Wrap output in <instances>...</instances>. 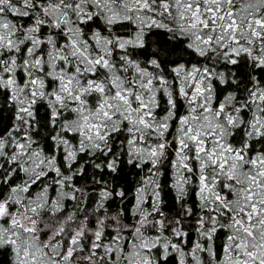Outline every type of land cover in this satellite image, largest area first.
I'll return each instance as SVG.
<instances>
[{
    "label": "snow or ice",
    "instance_id": "snow-or-ice-1",
    "mask_svg": "<svg viewBox=\"0 0 264 264\" xmlns=\"http://www.w3.org/2000/svg\"><path fill=\"white\" fill-rule=\"evenodd\" d=\"M9 14L32 23H13ZM101 20L108 35L86 31ZM123 25L134 26L135 34L125 39L112 31ZM157 33L167 37L158 41L160 47L179 52L177 59L165 62L158 51L151 53L155 58L134 59L129 49L150 47L148 38ZM184 53L198 57L197 64L179 63ZM249 60L253 69L264 71V0H0V124L5 108L14 120L0 135V188H9L0 199V254L10 255V264H158L154 250L166 260L169 248L179 253L180 264L186 255L202 264L197 253L215 258L210 244L197 241L184 253L163 236L171 223H181L169 222L161 210L158 168L174 145L168 186L176 202L184 207L195 176L205 213L197 219L198 235L211 242L218 231L226 234L216 264H264V148L256 150L264 142V87L242 67ZM242 72L252 84L244 102L229 93L213 106V82L231 85V77ZM40 102L47 104L44 116ZM180 107L183 115H178ZM40 121L51 128L50 138L63 151L69 171L87 174L84 166L73 169L78 154L98 170L90 177L101 186L91 213L95 228L89 226L82 207L86 201L78 197L81 189L72 176L56 166L54 156L33 148L29 133ZM234 135L240 136L236 144ZM121 156L141 170L151 165L136 190L131 225L122 223V212L108 213L105 202L113 193L96 178L105 169L118 174ZM17 171L27 179L9 186ZM49 172L56 176L42 183L39 193L20 195ZM146 192L150 210L143 207ZM116 195L123 200L125 193ZM65 200L75 201V212L67 216ZM185 213L191 215V209ZM148 230L155 235H146ZM171 235L182 239L187 234L176 227Z\"/></svg>",
    "mask_w": 264,
    "mask_h": 264
},
{
    "label": "trees",
    "instance_id": "trees-1",
    "mask_svg": "<svg viewBox=\"0 0 264 264\" xmlns=\"http://www.w3.org/2000/svg\"><path fill=\"white\" fill-rule=\"evenodd\" d=\"M98 23V21H97ZM131 25H123L121 30L123 32L127 31L128 28ZM47 29H43L42 31V36L47 34ZM152 43L150 47L146 46V52L152 53L153 51H158L160 53L159 58L161 60H164L165 62L169 60H175L178 55H180L179 52H172L171 54L168 52L167 48H161L160 44L158 41H161L162 39H167V37H162L159 33L153 34L149 36L148 38ZM139 54H143V49H138ZM141 55V56H142ZM184 58V57H183ZM186 58V57H185ZM242 67L244 68L245 72L251 73L252 74V62L243 64ZM232 71L235 72L236 69L233 67ZM251 77H247L243 72L240 74H237L234 77H231L232 80H237L240 85L238 89L235 86V83L231 85L227 84H220L218 81L213 82V96L215 98L214 105L218 102H223L224 97L227 96L229 93L234 95L236 97V100L239 101L240 103L244 102V98L248 96V92L245 89H251L252 85L249 86L247 84L248 80ZM2 103V101H1ZM3 107V104H2ZM40 116H44L42 109H39ZM9 110L7 108L4 109L3 112V123L0 124V127H4L5 124L9 121V126L12 128V124L14 123L13 120V114H11V118L9 115ZM251 114L249 113V116ZM10 118V120H9ZM43 121L37 122V125L41 128V132L38 134L39 140H45L46 135L48 133V128L46 126H42ZM240 139L239 135H234L231 138V142L233 144H236L237 141ZM261 148H264V142L256 144V150L259 151ZM174 149V145H173ZM174 153V150H173ZM81 155V154H79ZM122 163L121 167L118 170V174H110L107 169L102 173L101 175H97V179H102V183L106 182L109 189L112 191L113 195L112 198L109 201L105 202V208L108 209L109 214H115L117 211L122 212V223L131 225L133 224L134 218H133V212L131 210V207L135 204L136 198L138 196L137 193V188L140 187L141 181L144 179L145 174H143V171H139V174L137 173L138 168L132 167L131 165H128L126 163V157L121 156L120 157ZM82 162L83 160L80 159ZM79 162V161H77ZM99 163V161H96ZM84 167L87 168V174L83 177L75 175V178L78 180L79 184V189H81V192L78 194L79 196H83L84 200L86 201L85 204L82 205V207L86 208L89 215H88V221H89V226L92 227L91 221H94L93 216L91 215L92 210L96 207L97 201L100 199L99 197V192L101 191V186L100 185H93L92 180L90 179L91 176L96 174L98 172L97 169H94L91 164H85V161L83 163ZM138 175H137V174ZM143 174V175H142ZM137 175V176H136ZM133 176L137 177V180L135 179L132 188H134V193L132 194L130 198L131 205L128 207L126 204V200L121 198L116 195L117 192L123 191L126 193L127 189H129V186L133 180ZM192 179V184L188 186V196L186 197L185 201L183 202L184 207L181 208L180 204H178L175 200V193L174 191L172 193L169 192L167 187H164L163 192H162V198L165 202H170L172 204V213L168 215L167 217L169 218V222H174L175 220L179 219L181 221L180 225H176L175 223H171L172 228L180 227L182 230L187 234L184 238H176L169 234L167 237L169 240H171L172 243L178 244L181 248V250L184 253H188L194 246V243L197 241H200L202 244L205 246L211 245L213 252L216 254V257H210L206 253H197L198 257L200 258L202 264H216V261L219 257L222 256V251H223V246L225 245L226 242V234L223 230L218 231L215 236L213 237V240L211 242L208 241H203L202 238L198 235L197 233V219L198 216L200 215H205V213L201 212L199 208V201L197 199L196 195V177L193 176L191 177ZM136 192V193H135ZM185 209H191V215H187L185 213ZM97 215H101V213H97ZM78 219L83 220L84 216L82 214H78ZM73 228L76 227L75 224L72 225ZM93 228V227H92ZM172 231V229H171ZM127 234V233H125ZM176 253V252H174ZM179 254V253H178ZM187 258H191L193 260L192 256H187ZM175 261L174 257L171 255H168L166 260L164 261L165 264H173ZM7 261L5 260L4 253L0 254V264H6ZM175 264V262H174Z\"/></svg>",
    "mask_w": 264,
    "mask_h": 264
},
{
    "label": "rangeland",
    "instance_id": "rangeland-1",
    "mask_svg": "<svg viewBox=\"0 0 264 264\" xmlns=\"http://www.w3.org/2000/svg\"><path fill=\"white\" fill-rule=\"evenodd\" d=\"M7 19L11 20L13 23H17V24H23L25 25L26 27L28 25H30L32 23V21L27 18V17H17V16H14V15H11L9 14ZM103 22L102 20L101 21H98L97 22H94L92 24H90L88 26V28L86 29V31L89 32V34H91L92 31H96V30H99L101 31V33L103 35H108L107 32H105L103 30ZM122 26H116L112 29V31L122 37V38H130L131 36H133L135 34V28L134 26H130L128 28L127 31L123 32L121 29ZM138 49H129L130 52H133L134 55H133V58L134 59H138L140 61H143L145 59H151V58H155V57H152L151 56V53L150 52H146V48L143 49V54H145V56H143L142 54H139L138 52ZM119 55V53H118ZM142 55V56H141ZM183 59L182 60H179L178 62L179 63H185V64H197V61L199 60L198 57H195V56H192V55H189L187 53H184L183 54ZM186 57V58H185ZM177 59V58H176ZM175 59V60H176ZM251 62L250 60L247 61L246 63H249ZM245 63V64H246ZM163 66V65H162ZM172 65H169V67H171ZM229 67H232V66H229ZM218 70L220 72H225V69L222 68V67H219L218 66ZM166 72H168V69H165ZM252 74L253 76L252 77H255V79L257 81H259L261 83V86L264 87V71H261L259 68H255V69H252ZM171 77H172V74L169 72L168 73V78L171 80ZM18 79H20V77L18 76ZM242 85L241 83H239L237 80H235V86L236 88L238 89V87ZM249 85L251 86L252 84L250 83V79L248 80L246 86ZM2 100H0V107H2V104L3 102L1 103ZM215 98L213 100V105H214V102H215ZM41 104H43V106H40V104H38V107L39 109H42L43 111V114L45 115V113L47 112V104L46 102H40ZM166 108V104L163 102H161V108L158 110L159 111V114L162 116L164 114V110ZM9 115H10V118H11V114L12 112L9 111ZM184 114V109L182 107L179 108V111H178V115H183ZM9 118V120H10ZM41 125H37V123L32 127L29 135H31L32 139L35 141V143L33 144V148L34 149H37V150H43V153L45 156H49V157H52L54 156L55 157V160H56V166L60 167L61 171L66 175V176H72V184H74L77 188H79V182L78 180L75 178V175L73 174V172L69 171L68 168L66 167V165L64 164V153L62 150H60L59 148H57L56 146L53 145V142L51 140V128L49 126H46L48 128V133H47V137L45 140H39V137H38V134L42 131L41 128L39 127ZM175 129H176V125H175V121L172 122V128H171V132L172 134H175ZM11 130V127L9 126V121L7 122V124L4 125V127H0V135H4L5 133H7L8 131ZM13 135H15V132H13ZM72 144H75L76 141L75 140H72L71 138V135L69 134V136L67 137ZM169 139H171V136L169 137ZM6 151L8 152L9 155L12 154V149H6ZM83 160L82 162L80 161ZM88 157L85 156L84 154H81V155H77V159L76 161L73 163V169H76V168H79L83 165L84 161L87 160ZM175 160V155L173 153V146L172 148H169L166 150V154H165V158L162 160L159 168H158V173H159V182H160V185H161V197H162V192H163V189L164 187H167V189L169 190L170 193L173 192V190L171 188H169V184L172 182V177H173V168H172V164ZM79 161V162H77ZM99 161V160H97ZM100 162V161H99ZM98 163V162H97ZM0 164H4V160L3 159H0ZM24 166H27V165H24ZM5 167H8V165L5 164ZM12 167H15V165H12ZM151 167V165H143L142 168L143 170L139 169L137 170V173L139 174V171H143L142 173L143 174H147V170L148 168ZM136 173V174H137ZM137 174V175H138ZM142 174V175H143ZM136 175V176H137ZM56 174L55 172H49L48 173V176L47 178L43 179L41 182H38L37 184L33 185L32 188L30 189L29 193H21L20 195L21 196H29L31 194H37L39 193L40 191V187H41V184H50L51 181L55 178ZM136 176H133V180L129 186V189H127L126 193H125V196H124V199L126 200V204L128 205V207L131 205V202H130V198L132 196V194L134 193V188H132L133 186V183L135 181V179L137 180V177ZM27 177L24 175V173L22 172H19L17 171V173L15 174L14 178L9 182V186H14L16 184H22V182L24 180H26ZM141 186V185H140ZM8 191H9V188L8 187H3V188H0V199H3L4 196L8 195ZM56 189H55V186H53L52 188H50V194L55 196L56 194ZM64 191L66 192H69L71 193V188L70 187H66L64 189ZM136 193V192H135ZM79 193H77L78 195ZM139 195V194H138ZM145 199H146V203L143 205V207L145 209H149L150 210V204H151V199L149 198L148 196V193L146 192L145 193ZM163 200V198H162ZM64 206H65V211L63 213V216H67L73 212H75V209L73 207V205L75 204V201H71V200H65L64 202ZM132 206V205H131ZM134 206V205H133ZM133 206L131 207V210L133 212ZM172 204L168 201V202H165L163 200V204L161 205V210L163 211V213L165 214V216H168L172 213ZM63 216L59 217L58 219L62 222L63 221ZM134 218V217H133ZM151 219V218H150ZM134 221H135V218H134ZM90 223H92V227L95 228V221H91ZM135 223V222H134ZM171 229H172V226L169 227L167 230H165L163 232V236L164 237H168L169 234L171 233ZM111 231L109 230L107 232V237L110 239L111 238ZM127 235V234H125ZM146 235H149V236H154L155 233L152 232L151 230H148L146 231ZM169 255L172 254V257H174L175 259V264H180V255L178 253H174V251H172L171 248H169ZM87 252H83V253H80L81 256L83 255H86ZM154 256H156L157 260H158V264H165L164 263V259H161V257L159 256L158 252L156 250H154L153 252ZM4 256H5V260L7 261L6 264H10V261H11V256L8 255L7 253H4ZM185 264H194V261L191 259V258H187L185 256ZM173 262V264H174Z\"/></svg>",
    "mask_w": 264,
    "mask_h": 264
}]
</instances>
